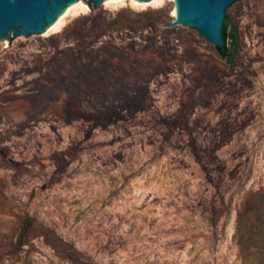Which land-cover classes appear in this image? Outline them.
Here are the masks:
<instances>
[{
  "label": "rangeland",
  "instance_id": "1",
  "mask_svg": "<svg viewBox=\"0 0 264 264\" xmlns=\"http://www.w3.org/2000/svg\"><path fill=\"white\" fill-rule=\"evenodd\" d=\"M66 8L0 39V264H241L238 216L264 191V0L225 9L233 67L165 25L175 0Z\"/></svg>",
  "mask_w": 264,
  "mask_h": 264
},
{
  "label": "water",
  "instance_id": "2",
  "mask_svg": "<svg viewBox=\"0 0 264 264\" xmlns=\"http://www.w3.org/2000/svg\"><path fill=\"white\" fill-rule=\"evenodd\" d=\"M77 0H0V39L42 32L71 3ZM98 4L103 0H89ZM149 1V0H140ZM238 0H175L176 17L168 26L195 28L214 46L223 47L225 9Z\"/></svg>",
  "mask_w": 264,
  "mask_h": 264
},
{
  "label": "trees",
  "instance_id": "3",
  "mask_svg": "<svg viewBox=\"0 0 264 264\" xmlns=\"http://www.w3.org/2000/svg\"><path fill=\"white\" fill-rule=\"evenodd\" d=\"M222 36L224 39L223 47L215 46V48L220 57L223 58L229 66L233 67L236 65L238 57L239 37L237 34V28L232 25L227 13H225L222 24ZM247 201L249 205V215L245 218L242 215H239L237 224L238 240L242 250L241 264H259L261 257L258 248L264 243V191L256 190L249 192L247 195ZM20 224L24 230L22 236L32 230L34 236L44 237L46 242L52 248H57L53 233L42 227L40 224L35 223L29 215L23 216L20 220ZM244 241L250 242V244L252 242V244L256 246V250L251 251L250 253H243ZM19 243L24 244L25 241L20 238ZM70 258L75 264H95L87 259H75L71 254Z\"/></svg>",
  "mask_w": 264,
  "mask_h": 264
},
{
  "label": "bare ground",
  "instance_id": "4",
  "mask_svg": "<svg viewBox=\"0 0 264 264\" xmlns=\"http://www.w3.org/2000/svg\"><path fill=\"white\" fill-rule=\"evenodd\" d=\"M110 1H115V0H110ZM140 1V0H139ZM69 8V7H68ZM70 9V8H69ZM67 8H65L57 17L56 19L53 21V23H51L50 25H48V28H53L55 25H57V23L60 21V19L62 18V16L67 13ZM47 27L45 29H47ZM44 29V30H45Z\"/></svg>",
  "mask_w": 264,
  "mask_h": 264
}]
</instances>
